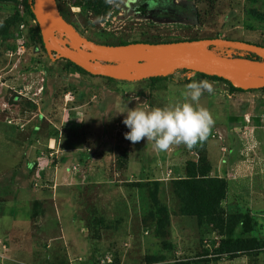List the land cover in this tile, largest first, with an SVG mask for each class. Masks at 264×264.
<instances>
[{
	"label": "rangeland",
	"instance_id": "374dc122",
	"mask_svg": "<svg viewBox=\"0 0 264 264\" xmlns=\"http://www.w3.org/2000/svg\"><path fill=\"white\" fill-rule=\"evenodd\" d=\"M56 1L98 43L223 37L264 50V0H169L143 14L136 0ZM36 26L23 0H0V81L11 79L0 83V264H264V89L181 70L155 82L92 75L49 56ZM192 80L214 87L199 101L215 121L204 142L159 152L125 139L118 111L180 102ZM201 176L225 183L213 220L180 214L174 193ZM243 213L252 229L236 226L243 242L226 247V219Z\"/></svg>",
	"mask_w": 264,
	"mask_h": 264
},
{
	"label": "water",
	"instance_id": "95a60500",
	"mask_svg": "<svg viewBox=\"0 0 264 264\" xmlns=\"http://www.w3.org/2000/svg\"><path fill=\"white\" fill-rule=\"evenodd\" d=\"M33 12L48 55L68 59L92 75L134 81L186 68L222 77L244 90L264 87V60L215 55L205 48L209 44L226 45L264 58V50L248 41L211 37L160 43H98L83 36L57 12L56 0H33ZM200 50L206 55H198L196 51Z\"/></svg>",
	"mask_w": 264,
	"mask_h": 264
},
{
	"label": "clouds",
	"instance_id": "9594fccd",
	"mask_svg": "<svg viewBox=\"0 0 264 264\" xmlns=\"http://www.w3.org/2000/svg\"><path fill=\"white\" fill-rule=\"evenodd\" d=\"M135 91V90H131ZM214 91L207 80H192L182 91V101L165 107L149 109L126 108L123 124L130 129L124 133L131 143L146 140L159 152L168 151L174 145H184L189 150L204 142L211 133L215 121L210 111L199 105L200 98ZM131 99L138 100L136 96Z\"/></svg>",
	"mask_w": 264,
	"mask_h": 264
},
{
	"label": "trees",
	"instance_id": "16d2710c",
	"mask_svg": "<svg viewBox=\"0 0 264 264\" xmlns=\"http://www.w3.org/2000/svg\"><path fill=\"white\" fill-rule=\"evenodd\" d=\"M23 1H24V7L26 9V12L32 19L36 21L35 15L33 12V0H23ZM168 1L169 0H136L135 4L138 7V11L141 14H143L148 8H156V9L165 11ZM56 9H57V12L62 17H64L66 20H68L75 26V23L73 22L72 17L70 13L68 12V10H65L61 5L57 3V1H56ZM36 27H37V32L39 33L40 42L43 45L38 24ZM187 40H191V39H187ZM131 42H141V41H131ZM125 43H129V41H121L115 44H125ZM254 44L261 48L260 45L256 43ZM216 46L231 51L230 54H224L225 56L245 57V58H250V59L264 60L263 57H260L259 55H257L256 53L252 51L243 50L240 48H232L226 45H218V44L210 45L209 44V45H205V48L209 51H212L211 48L216 47ZM220 55H223V54H220ZM66 61L67 63L74 66L76 70L88 73L87 71H85L83 68L76 65L72 61L68 59H66ZM175 70H181L185 72L191 71L186 68H180V69H175ZM170 74L171 73L167 75H159V76L147 75L144 78H148L151 80V82H155L160 79L168 78ZM197 74L214 79V80H222L226 82L233 90H244V89L233 86L228 80L222 77L215 76V75H207V74L200 73V72H197ZM107 78L113 79L109 77ZM261 88L264 89V87H261ZM201 177L202 178H198L201 180H198L197 183L190 181L189 180L190 177H185V178L179 179L178 183L174 184V193L177 195V197L180 200L179 211H180V214L182 215L194 216L196 220H198V216L203 217L206 215H212L211 218L209 219L213 220V219H216V218H213L214 212L219 206L221 200H223L225 197V183L219 177H207V176H201ZM210 222H213V221H210ZM238 225H241L242 227V231L240 234L250 232L252 229L251 228V216L248 213H243V214H238V215L227 217L226 226L228 227V229L226 230L225 240L223 241V244L226 247H229L235 243L243 242V240L241 239V236L239 235L235 236V228ZM251 241L254 242L255 240L252 239ZM254 243L258 244L259 242H254ZM11 264H18V263H11Z\"/></svg>",
	"mask_w": 264,
	"mask_h": 264
},
{
	"label": "crops",
	"instance_id": "0c3cea01",
	"mask_svg": "<svg viewBox=\"0 0 264 264\" xmlns=\"http://www.w3.org/2000/svg\"><path fill=\"white\" fill-rule=\"evenodd\" d=\"M70 77H71V76H70ZM6 79H7V78H5V80H6ZM9 79H10V78H9ZM9 79H7L5 82H4V81H3V82L0 81V83H4L5 85L11 86V83L8 82ZM9 81H11V79H10ZM18 81H19V80L13 82L12 84H15V83H18V84H19V83L22 82L21 84H22L25 88L27 87V85L24 84V82H23L24 80H23V79H22V81H20V82H18ZM212 81H213V82H217V80H214V79H212ZM8 88H9V87H8ZM25 88H24V89H25ZM21 89H23V88H21ZM22 91H23V90H21V94H23ZM206 94H207V92H206ZM32 97H33V96H32ZM79 160L84 161L83 156H80ZM47 167H48V166H46L44 169H46ZM57 170H58V168H57ZM59 173H60V175H59V177H60L62 173H61V172H59ZM56 174H57L56 177L58 178V171H57ZM86 177H88V176L86 175ZM195 219H196V218H195Z\"/></svg>",
	"mask_w": 264,
	"mask_h": 264
},
{
	"label": "built area",
	"instance_id": "2783aa9c",
	"mask_svg": "<svg viewBox=\"0 0 264 264\" xmlns=\"http://www.w3.org/2000/svg\"><path fill=\"white\" fill-rule=\"evenodd\" d=\"M59 36L62 37L60 34H59ZM23 47H24V45L17 46L15 53L23 52L24 51ZM46 163H48V160H47V158L43 157L39 160V163H38L39 166L38 167L40 169H44V167H46V165H45Z\"/></svg>",
	"mask_w": 264,
	"mask_h": 264
},
{
	"label": "bare ground",
	"instance_id": "6f19581e",
	"mask_svg": "<svg viewBox=\"0 0 264 264\" xmlns=\"http://www.w3.org/2000/svg\"><path fill=\"white\" fill-rule=\"evenodd\" d=\"M196 53H197L198 55H201V56H205V55H206L205 52H204L203 50L196 51Z\"/></svg>",
	"mask_w": 264,
	"mask_h": 264
}]
</instances>
